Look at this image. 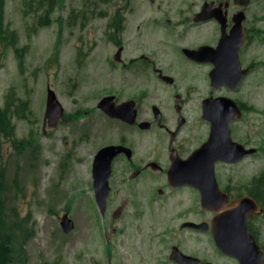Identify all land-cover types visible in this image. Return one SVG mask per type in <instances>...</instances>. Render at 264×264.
<instances>
[{
    "label": "rangeland",
    "instance_id": "374dc122",
    "mask_svg": "<svg viewBox=\"0 0 264 264\" xmlns=\"http://www.w3.org/2000/svg\"><path fill=\"white\" fill-rule=\"evenodd\" d=\"M202 3L57 0L49 13L51 0H5L0 10V102L13 90L26 105L25 117L12 116L13 138L0 141L2 219L21 245L14 264H171L157 262L154 254L162 246H156L155 241L165 237L162 245H169L181 235L187 239L185 250L210 264H237L234 259L222 258L208 231L180 228L184 221L202 222L210 217L200 207L198 194L184 193L182 206L175 202L181 193L167 198L165 204H159L164 199H153L154 207L129 222L135 206L130 204L124 214L109 220L111 215L101 213L95 202L92 185L93 157L112 141L114 131L98 102L110 92L128 96L133 92L135 73H139L114 60V38L122 30L123 19L128 34L137 24L144 31L151 29L157 14L165 15L163 24L170 18L173 27L180 29L181 24L175 22L179 15H191ZM245 13L251 34L240 61L250 71L235 90L215 92L231 97L243 108L232 125V134L254 152L236 164L218 166L217 171L244 192L247 184L264 175V0H250ZM191 31L195 40L218 36L213 22ZM5 32H14L18 40L12 45ZM129 55H136L133 46L125 52ZM207 82V75L193 81L197 87L200 83L205 87L191 94L190 112L187 108L185 112L197 128H207L198 102L208 90ZM181 83L183 88L189 84L187 80ZM152 84L143 82L138 89L155 94ZM48 87L63 109L53 126L45 117ZM165 113L174 119L173 111L166 109ZM255 192L256 187L248 188L249 194ZM262 199L258 201L263 214L254 218L252 228L258 245L264 248V195ZM174 211L177 213L171 214ZM65 214L73 222L69 231L63 227ZM167 234L172 238L167 239Z\"/></svg>",
    "mask_w": 264,
    "mask_h": 264
},
{
    "label": "flooded vegetation",
    "instance_id": "af4514ba",
    "mask_svg": "<svg viewBox=\"0 0 264 264\" xmlns=\"http://www.w3.org/2000/svg\"><path fill=\"white\" fill-rule=\"evenodd\" d=\"M206 2H210L212 8H216L219 14L226 16V33H229L233 25V17H235V14L240 9H243L245 13V9L247 8L237 5L234 3V0H203L202 5ZM198 11H194L188 16L179 15L178 20L175 22L181 24L180 29H175L179 27L178 25L173 27L174 21L170 18L166 19L167 24H163L165 15L157 14L151 20L152 25L154 23L151 29L144 31L142 30V25L137 24L131 33L128 34L125 23L126 19H123L122 30L114 38L116 40L114 44L117 47L114 53V60L122 64L125 69L127 66L134 67L139 73H135L137 78L132 81L134 82L132 93H129L125 98H121L119 93L110 92L105 94L102 97V99L105 97V109L108 108V111H105V113L99 107V102L102 99L97 105L105 114L106 121L109 119L114 128L112 141L105 144V148H114H109L105 152V167L107 161H109V170L105 177V214L111 215L109 220H112L116 216L120 217V215L124 214L126 207L131 204L135 206L132 216L130 215L129 222H131L132 219L140 218L146 208L154 207L153 199H156V202L159 199H164L159 204H165L168 202L167 198H172L173 195L179 196L180 193L182 197H177L175 201L177 203L176 206H182L183 203H179L180 201L183 202L184 193L194 192V194H198L200 207L202 208L200 189L187 181L190 173L206 189H212L214 187L213 189L215 190L216 185L218 191L225 195V200L221 199L222 196H219L222 202L230 204L234 200L249 197L256 202L259 209H262L260 202L251 193H248V188L252 189L256 187V192H258V189L264 191V175L260 176L258 180L257 178L254 180L258 181L255 185L253 180L247 184V191L244 192L232 186L227 182L226 176L217 171L218 166L236 164L248 154H244L241 158L234 161L217 159L213 163V176L196 178L195 173L186 166V161L196 149L208 140L211 134V123L203 117V102L206 99L226 97L232 100L242 111L241 104L236 100L215 92L227 89L230 91L235 90L250 71V67H243L240 61L241 51L247 45L251 34V28L246 26L247 16L245 13L243 25L245 27L246 41L239 49L238 56L241 69H245L246 71L235 88L225 84L214 87L211 84L210 73L214 69L213 63L210 62L211 56L209 52L211 51L207 49L208 53L206 52V55L199 57L205 58V61L201 59L197 60L193 57L191 51L203 45H207L213 49L216 48L222 34L221 24L215 18L201 21L195 20V14ZM187 22L189 26H186ZM209 22L215 23L218 29V36L215 34L207 41L195 40V34L191 31V28H196L200 25L203 26V24ZM107 31L109 32V28H107ZM130 46L134 48V52L136 53L135 57L131 55L125 56V52H129ZM206 75L208 78V82L206 83L208 90L198 102L201 109L202 123L206 124L207 128L206 126H201L200 129L196 127L194 121L190 122L188 120L185 112L186 108L189 110L190 100L192 99L191 94L204 90L205 87L203 83H200L197 87V84H194L193 81ZM184 80H187L189 83L185 88H183L181 83ZM146 81L154 82L152 86L154 87L153 92L155 94H147L146 92L139 91V86ZM168 96L170 99L167 100ZM154 98L158 100L155 101ZM166 109L174 112V119L170 120L169 115L165 113ZM236 120L233 119L228 125L229 136L231 141L239 143V141L234 140L232 134V125ZM221 134L223 132H220ZM240 144L246 148V142ZM229 147L234 146L228 144L225 150ZM113 151L115 153L112 155ZM119 193H121L120 198L118 197ZM136 194L141 198L137 199ZM221 201L219 206L221 205ZM117 203L118 205L112 208ZM202 210L210 214V217L207 220H202V222L193 223L204 224L205 229L188 225L192 221H184L179 226L182 229L191 226L196 230L208 231L209 235L213 238L211 232L212 221L217 213L203 208ZM175 213L177 211L171 214ZM262 214L263 212L260 215ZM258 215H250L246 219L248 231L253 235L256 242L257 238L255 233H253L252 221ZM165 233H162V236ZM166 238L171 239L172 235L167 234ZM164 240L165 237L163 239L161 238L160 242L158 240L155 241L156 246H162V248H159L161 253L159 250H156L154 254L158 263L159 261L166 260L171 264H184L182 263L181 256L183 254L196 258L200 264L210 262L185 250L184 241H187L186 236L181 235L175 238V243L171 242L169 245H162ZM261 250L264 254L263 247H261ZM219 252L222 258L234 259L237 264H240L237 258L227 255L220 250ZM160 254L163 255L161 259H159ZM175 255H178V259H175Z\"/></svg>",
    "mask_w": 264,
    "mask_h": 264
},
{
    "label": "water",
    "instance_id": "95a60500",
    "mask_svg": "<svg viewBox=\"0 0 264 264\" xmlns=\"http://www.w3.org/2000/svg\"><path fill=\"white\" fill-rule=\"evenodd\" d=\"M249 2L250 0H234V3L243 8H246ZM210 4V2H206L201 6L200 11L195 14V20L201 21L215 18L221 24L222 34L218 45L214 49L203 45L192 50L191 54L197 60L205 61V58L199 57L206 55L207 49L210 50V62L214 65V69L210 73L211 84L214 87L225 84L235 88L246 71L241 69L238 57L239 49L245 42V27L243 25L245 13L243 9H240L235 14L233 25L229 33H226V16L219 14L216 11L217 9L212 8ZM99 107L104 112L108 111V108L105 109V97L99 102ZM62 112V106L54 90L48 87L45 117L48 119L49 124L53 126ZM203 117L211 123V134L208 140L196 149L186 161V166L195 173L196 178L213 176V163L217 159L234 161L241 158L244 154L254 151L253 149H245L242 144L235 143L230 139L228 125L233 119L241 117V110L232 100L226 97L206 99L203 102ZM220 132H223V134L220 135ZM228 144L234 147H229L225 150ZM109 148L113 147L105 148L103 146L98 149L92 164L94 196L101 213L105 211V177L109 170V161H107L105 167V152ZM114 153L115 151L112 152V155ZM187 181L200 189L202 208L217 213L212 221L211 232L218 249L227 255L237 258L240 264H264L263 253L246 225V219L250 215L259 213L256 202L252 198L243 197L234 200L230 204L224 203L221 199L225 200V195L218 191L216 185L215 190L213 189L214 187L206 189L194 179L192 173L187 177ZM219 196H222V198L220 199ZM220 201L221 205L219 206ZM63 220L64 230L69 231L72 229L73 222L67 214L63 216ZM188 225L205 229L204 224L189 222ZM181 256L184 264H198L196 258L186 255ZM174 257L178 259V255Z\"/></svg>",
    "mask_w": 264,
    "mask_h": 264
},
{
    "label": "trees",
    "instance_id": "16d2710c",
    "mask_svg": "<svg viewBox=\"0 0 264 264\" xmlns=\"http://www.w3.org/2000/svg\"><path fill=\"white\" fill-rule=\"evenodd\" d=\"M57 0H51V9L53 10L54 3ZM5 0H0V10L3 9ZM5 37L10 40L13 45L18 39L14 32H5ZM25 103L21 102L16 96L14 91H10L4 99V102H0V141L3 138L12 139L14 136L15 125L12 121L13 114H17L18 117L23 118L25 111ZM2 189V181L0 180V190ZM256 200L263 202L264 191L258 189V192L252 194ZM21 247L17 240L14 239L12 233L5 228V222L2 219L0 209V264H14L18 257L17 249Z\"/></svg>",
    "mask_w": 264,
    "mask_h": 264
}]
</instances>
